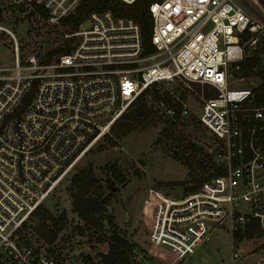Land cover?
Segmentation results:
<instances>
[{
  "label": "built area",
  "instance_id": "obj_1",
  "mask_svg": "<svg viewBox=\"0 0 264 264\" xmlns=\"http://www.w3.org/2000/svg\"><path fill=\"white\" fill-rule=\"evenodd\" d=\"M80 2L0 0V6L25 5L56 25ZM256 5L151 0V51L135 20L92 9L64 34L68 50L45 62L33 52L21 58L15 36L0 24L13 41L12 66H0V264H63L29 241L23 223L138 96L166 124L186 123L190 110L169 88L177 80L212 91L196 111L210 132L208 173L194 188L182 185L180 197L146 189L151 253L161 264H181L216 229L229 231L232 245L246 227L264 232V51L245 63L246 48L256 49L264 31ZM244 80L249 85L234 86ZM241 256L233 247L230 264ZM255 264H264V254Z\"/></svg>",
  "mask_w": 264,
  "mask_h": 264
},
{
  "label": "rangeland",
  "instance_id": "obj_2",
  "mask_svg": "<svg viewBox=\"0 0 264 264\" xmlns=\"http://www.w3.org/2000/svg\"><path fill=\"white\" fill-rule=\"evenodd\" d=\"M253 12L264 19V0H257ZM0 24L15 36L21 58L28 52L41 54L50 44L52 47L61 44L62 39L53 40L57 35L65 38L63 31L66 26L48 25L25 5L2 3ZM12 44L11 36L0 31V66H12ZM254 51H264V31L258 33L256 49L246 48L245 53L250 57ZM240 85L249 84L244 80L234 86ZM169 88L188 106L190 117L187 122L168 125L149 112L132 130L123 132L115 128L97 139L41 203L43 210L61 222L55 236L52 238L46 227L40 228L39 232L34 230L42 217V209L26 219L23 232L33 245L55 254L63 264H100V251L91 243L94 231L83 227V220L74 212L67 190L71 175L89 167L97 180L90 195L95 199L107 198L106 214L113 216V227L103 219V228L98 232L103 240H108V235L115 230L132 243L128 255L134 264L163 262L151 253L149 247V220L142 197L148 187L191 183L184 158L205 160V148L210 136L205 134L196 111L202 98L212 94L208 86L197 83L187 85L180 80L173 82ZM189 143L201 151L193 152L187 147ZM193 167L196 174L200 173L199 168ZM116 174H120L122 179H118ZM45 222L51 226L48 219ZM237 241L232 245L230 232L216 229L181 264H230L233 247L242 252L239 261L234 264H255L258 256L264 254V234L243 236ZM164 262L168 263L167 259Z\"/></svg>",
  "mask_w": 264,
  "mask_h": 264
},
{
  "label": "trees",
  "instance_id": "obj_3",
  "mask_svg": "<svg viewBox=\"0 0 264 264\" xmlns=\"http://www.w3.org/2000/svg\"><path fill=\"white\" fill-rule=\"evenodd\" d=\"M151 0H135L134 2L127 4L120 0H81L80 4L75 8V10L62 17L58 24L55 26L61 25L66 26L64 33L74 31L79 22H81L86 15L92 9H103L108 8L113 13L127 16L139 23L142 33V41L146 51L153 50V45L150 42V32H151V19L148 12V4ZM33 9L40 15H45V11L38 5H33ZM68 30V31H66ZM249 36V33H246L245 37ZM61 40V44L57 46H48L41 54H37V57L43 62L50 61L52 56L58 55L68 50L69 42L71 41L70 37L62 38V36H56L53 40ZM258 61L257 51H254L253 54L246 59V66L252 65ZM261 77L263 78L264 83V69L261 71ZM262 89V87H259ZM129 110L126 113H122L110 126V130L121 129L123 132H128L138 125L140 120H142L149 112V108L146 106L144 95L138 96L133 102L128 106ZM127 108V109H128ZM126 109V110H127ZM121 123V124H120ZM110 133V132H109ZM106 135V134H105ZM189 149L195 151H201L196 145L189 143L187 144ZM208 161L209 156L205 154V160H193L192 158L186 156L184 158V163L188 167V175L190 177L191 183L181 184L184 187L194 188L200 184V182L205 178L206 173H208ZM199 168L200 173L196 174L194 172V167ZM114 172L115 168L112 169ZM118 179H122L120 174H116ZM97 185V180L93 176L92 170L89 167H84L79 169L77 172L73 173L69 179V184L67 190L71 197V206L77 216L83 220V227L86 229H93L94 238L93 240L105 241L101 233H98L103 228V219L106 220L107 224L113 227V216L111 214H106V199H95L90 195V192ZM42 209L41 205H38L31 215H36ZM43 210V209H42ZM39 221V226H34V230L40 231V228L46 227V229L52 235V238L55 236L57 230L61 225L59 220H55L51 217L49 212L45 209L43 214H41ZM50 221L51 226L46 224V220ZM25 226V223H23ZM264 232H259L253 230L250 227H246L243 232H236L234 239H241L243 235L252 236V235H261ZM45 237L44 233H41ZM51 239H48L50 241ZM107 248L104 252H99L100 264H134L129 257V251L132 248V243H130L122 234H119L113 230L108 235V240H106ZM89 257V256H86Z\"/></svg>",
  "mask_w": 264,
  "mask_h": 264
},
{
  "label": "water",
  "instance_id": "obj_4",
  "mask_svg": "<svg viewBox=\"0 0 264 264\" xmlns=\"http://www.w3.org/2000/svg\"><path fill=\"white\" fill-rule=\"evenodd\" d=\"M205 134L207 136H210L209 131H206ZM163 188L165 190H167L168 192H170L171 194H174L178 197L181 196L182 191H183V186L181 184H178V183L177 184H171V185H164ZM94 245L98 246L100 251H104L106 249L105 243L100 244V243L96 242V243H94Z\"/></svg>",
  "mask_w": 264,
  "mask_h": 264
},
{
  "label": "flooded vegetation",
  "instance_id": "obj_5",
  "mask_svg": "<svg viewBox=\"0 0 264 264\" xmlns=\"http://www.w3.org/2000/svg\"><path fill=\"white\" fill-rule=\"evenodd\" d=\"M96 242H98V243H100V244H103V243H105V245H106V248H107V244H106V241H97V240H93L91 243L93 244V246L94 247H96L98 250H99V247L98 246H96V245H94V243H96ZM106 250V249H105ZM104 250V251H105ZM100 251V250H99ZM100 252H103V251H100Z\"/></svg>",
  "mask_w": 264,
  "mask_h": 264
}]
</instances>
